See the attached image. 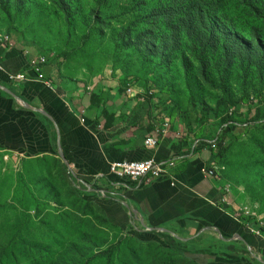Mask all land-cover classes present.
<instances>
[{"label": "rangeland", "instance_id": "1", "mask_svg": "<svg viewBox=\"0 0 264 264\" xmlns=\"http://www.w3.org/2000/svg\"><path fill=\"white\" fill-rule=\"evenodd\" d=\"M157 1L0 0V36L38 51L62 78L110 80L153 100L163 116L174 109V124L191 134L202 126L188 122L192 103L211 109L206 128L225 130L214 141L215 172L236 213L264 234V55H227L217 37L216 49L202 51L192 33L175 30L172 3ZM218 13L246 39H264V0H224ZM258 107L257 122L243 125ZM91 202L58 161L0 155V264H200L163 239L112 225Z\"/></svg>", "mask_w": 264, "mask_h": 264}, {"label": "crops", "instance_id": "2", "mask_svg": "<svg viewBox=\"0 0 264 264\" xmlns=\"http://www.w3.org/2000/svg\"><path fill=\"white\" fill-rule=\"evenodd\" d=\"M40 55L22 44L0 51V155L58 161L78 195L107 222L194 253L209 251L193 254L200 264H264V236L252 234L236 213L220 173L201 171L217 168L211 148L217 126L198 137L199 130L191 134L174 124V116L160 114L153 100L129 96L110 80L62 78L53 62H46L45 79H39L30 62ZM20 73L25 81L9 82L10 74ZM166 119L169 132L159 135L157 146H146ZM149 159L174 162L173 179L134 183L110 172L113 163Z\"/></svg>", "mask_w": 264, "mask_h": 264}, {"label": "trees", "instance_id": "3", "mask_svg": "<svg viewBox=\"0 0 264 264\" xmlns=\"http://www.w3.org/2000/svg\"><path fill=\"white\" fill-rule=\"evenodd\" d=\"M150 1H154V0H150ZM222 1L224 0H158L157 3L160 8H162L163 5L166 3H170V2L172 3L174 22L176 24L175 30H177L179 27H183L186 30V32L192 33L194 37L197 40H199V44L202 48V51H210L216 49L217 47H215L214 44H215V38L217 37L221 43V47L219 48V50L224 51L225 53H227V55L229 51H235V50H240L238 52H242V53L254 52L264 55V44H263L264 39L262 38L261 35L259 34L255 36L253 35L248 40L245 37H243L239 32H237L235 29H233L225 20H223V18L218 13ZM241 1H246V0H241ZM187 20H188V24H184ZM172 32L174 33V30ZM256 49L257 51H254ZM228 101H229L228 95L224 94L221 98V104H225L227 105L228 108H230L231 105L228 104ZM192 104L195 107L194 110L196 111L195 112L196 116L194 118L189 117L188 122H190L191 124L197 123L202 125L198 129L199 134L197 136L200 137L202 135L203 129L210 124V123L208 124L210 119L208 116L212 115L214 112L211 109H203V107L198 103L193 102ZM238 104L239 103H236L235 105ZM248 110L251 111L250 108ZM171 113H172L171 114L172 117L176 116L175 114L176 112L174 109H172ZM260 113L261 110L259 107L258 109H256L255 115L253 117L249 118V115L247 113L243 125L256 123L257 120L259 119ZM185 119L187 120V118ZM185 119L184 116L181 115L179 120L180 121L182 120V122L184 123ZM225 121H226L225 125L227 124L229 129L233 127L235 123L238 122L235 113H232V116L228 117ZM186 125H188V127L190 126L189 123ZM215 126H217L218 129L220 130V133L218 134L216 139L220 140L221 138L225 137V136L222 137V135H224L225 130L222 128L221 124H215ZM201 143L203 144V141ZM218 154L219 153L217 151L215 153V157H216L215 159H217V157L219 156ZM74 188L77 194L80 195V191L76 187ZM243 219L245 218L243 217ZM245 222H248V220ZM167 246L173 248L176 252L183 255L209 253V251L207 250H197L194 253L183 247H177L171 244H167Z\"/></svg>", "mask_w": 264, "mask_h": 264}, {"label": "built area", "instance_id": "4", "mask_svg": "<svg viewBox=\"0 0 264 264\" xmlns=\"http://www.w3.org/2000/svg\"><path fill=\"white\" fill-rule=\"evenodd\" d=\"M13 43L8 35L0 36V51L7 47H12ZM47 60L45 57L38 56L37 58L33 59L31 63V67L34 69L36 74L38 75L39 79H45L43 68L46 64ZM9 82L12 84L19 83L21 81L26 80V76L23 73L20 74H10L8 76ZM126 94L132 97L141 96L140 92L133 90L129 87L126 91ZM153 92L149 93L151 96ZM82 122L84 120L82 119ZM170 129V120L166 119L163 121L161 128L157 129L155 136H150L145 139V145L148 147H155L158 145V138L159 135H165L169 132ZM217 144L215 142L211 143V148L214 150L216 149ZM175 166V163L170 161L168 163L165 162H157L153 159L145 160V161H138V162H118L111 164L110 172L117 176L120 179L127 180L130 182H140V183H148L153 179L160 178L162 176H168L170 179L172 178L171 169ZM202 173L207 176H216L219 172H215L214 168H208L205 166L202 168ZM172 185H174L172 181ZM226 194L230 193V190L226 187L225 188ZM248 229L250 232L256 236H264L262 230L258 229L251 223H247Z\"/></svg>", "mask_w": 264, "mask_h": 264}]
</instances>
